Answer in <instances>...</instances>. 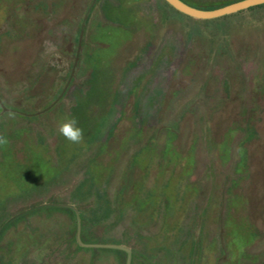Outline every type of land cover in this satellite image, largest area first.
I'll return each mask as SVG.
<instances>
[{"label": "rangeland", "instance_id": "rangeland-1", "mask_svg": "<svg viewBox=\"0 0 264 264\" xmlns=\"http://www.w3.org/2000/svg\"><path fill=\"white\" fill-rule=\"evenodd\" d=\"M219 19L0 0V264H264V8Z\"/></svg>", "mask_w": 264, "mask_h": 264}, {"label": "water", "instance_id": "water-1", "mask_svg": "<svg viewBox=\"0 0 264 264\" xmlns=\"http://www.w3.org/2000/svg\"><path fill=\"white\" fill-rule=\"evenodd\" d=\"M165 1H167V3L172 7H174V9H176L177 11L189 17L195 19H201V20H212V19L222 18L224 16L232 15L241 11L244 12V10L264 4V0H240L238 2L224 6L222 8H218L214 10H205V9L195 8L185 3L183 0H165ZM80 243L82 246H90L84 244L83 242H81V240ZM105 247L126 251L128 253V264H130L131 252L129 248L123 246H117V245L116 246L109 245Z\"/></svg>", "mask_w": 264, "mask_h": 264}, {"label": "clouds", "instance_id": "clouds-1", "mask_svg": "<svg viewBox=\"0 0 264 264\" xmlns=\"http://www.w3.org/2000/svg\"><path fill=\"white\" fill-rule=\"evenodd\" d=\"M8 119H15L16 113L10 108L3 113ZM56 131L72 144H81L84 141V130L78 126V120L71 116H64L57 122ZM10 141L0 133V149H6Z\"/></svg>", "mask_w": 264, "mask_h": 264}, {"label": "trees", "instance_id": "trees-1", "mask_svg": "<svg viewBox=\"0 0 264 264\" xmlns=\"http://www.w3.org/2000/svg\"><path fill=\"white\" fill-rule=\"evenodd\" d=\"M185 3H187V4H189V5H191V6H193V7H195V8H199V9H205V10H214V9H218V8H222V7H224V6H227V5H229V4H232V2H229V3H225V4H223V5H221V6H214V7H203V6H198V5H194V4H192V3H190V2H188V1H186V0H183ZM238 2V1H237ZM235 3V2H234ZM264 8V4L263 5H260V6H256V7H252V8H250V9H247L246 11H244V12H253V11H257V10H260V9H263ZM244 12L243 11H241V12H238V13H236V14H233V15H228V16H224V17H222V18H220L219 20H221V19H226V17L227 18H229V17H231V16H237V15H240V14H244ZM108 251H110V252H117V253H123L122 251H119V250H108Z\"/></svg>", "mask_w": 264, "mask_h": 264}]
</instances>
